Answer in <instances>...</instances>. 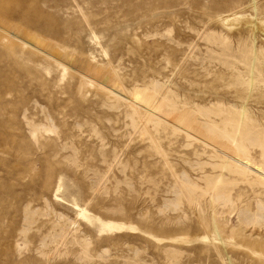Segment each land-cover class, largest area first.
Segmentation results:
<instances>
[{
    "label": "rangeland",
    "instance_id": "374dc122",
    "mask_svg": "<svg viewBox=\"0 0 264 264\" xmlns=\"http://www.w3.org/2000/svg\"><path fill=\"white\" fill-rule=\"evenodd\" d=\"M263 57L264 0H0V264H264L200 138L227 94L264 129Z\"/></svg>",
    "mask_w": 264,
    "mask_h": 264
},
{
    "label": "bare ground",
    "instance_id": "6f19581e",
    "mask_svg": "<svg viewBox=\"0 0 264 264\" xmlns=\"http://www.w3.org/2000/svg\"><path fill=\"white\" fill-rule=\"evenodd\" d=\"M225 22H227V20H225ZM256 62L257 65L260 64L258 60H256ZM263 68H256V66L253 65L250 69L247 78L248 85L245 86L247 90H252L253 87L259 90L264 88ZM231 76L234 78V74H231ZM243 83V79L241 80L240 77H235L233 81L227 83V85H221V87L225 86L230 89L232 86L243 85ZM227 95V97H225V95L221 98L226 99L224 104L227 103V105L222 106V102V104L217 107L214 106L209 109H203V114L210 118L211 121L203 125L200 138L208 145L214 147V154L222 163L221 169L227 168L230 173L237 175L259 173L263 178L261 180L264 182V129L261 128L262 125L259 124L253 117L250 109L247 108L250 104L247 98H234V96ZM236 99L242 102L237 103ZM165 106L173 107L168 104ZM261 112L263 113L262 120L264 121V107L261 109ZM255 158L256 161H252L251 163V160ZM238 178L239 177H236V180H238ZM186 194V198L189 199L190 190H186ZM238 200H240V198L235 197L232 203ZM257 203L260 210L257 214L255 213L253 221L260 225L261 220L264 222V207L260 201H257Z\"/></svg>",
    "mask_w": 264,
    "mask_h": 264
}]
</instances>
